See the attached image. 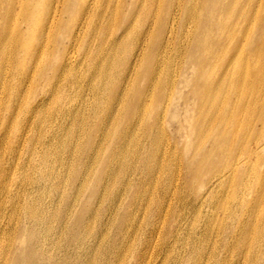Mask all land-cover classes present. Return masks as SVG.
Instances as JSON below:
<instances>
[{"label":"bare ground","instance_id":"bare-ground-1","mask_svg":"<svg viewBox=\"0 0 264 264\" xmlns=\"http://www.w3.org/2000/svg\"><path fill=\"white\" fill-rule=\"evenodd\" d=\"M172 163L212 208L187 235L196 264L218 220L205 264H264V0H0V240L18 243L0 264H67L47 252L63 244L104 255L101 212L136 185L142 204Z\"/></svg>","mask_w":264,"mask_h":264},{"label":"rangeland","instance_id":"rangeland-1","mask_svg":"<svg viewBox=\"0 0 264 264\" xmlns=\"http://www.w3.org/2000/svg\"><path fill=\"white\" fill-rule=\"evenodd\" d=\"M22 71H24V70H22ZM179 145H181V144H179ZM23 152H26V149H24ZM173 165L175 167H173ZM4 166L8 167L7 164H4ZM170 168L172 169V171H174L173 172L174 176H173L172 180H170L171 178L169 177L170 176L169 172L171 170L170 171L168 169L166 171L160 170L159 173L156 172L155 176L153 177V181H151V183L149 182L150 184L145 185V189H146L147 193H146L145 197L143 196L144 201L142 204L140 201L141 200L140 195L141 194L143 195L144 187L139 188L136 185L135 188L130 189V191L127 193V196H125L126 198H124L123 202L125 205V209L122 208V209L114 212L113 214H110L109 212H105V211L101 212V216H100L99 220L97 221V225H95L93 227V229L95 228L94 230L97 233L98 237L102 238V242L99 245V249L102 252H104V255H102L100 257L95 256V258L93 260L91 258H87L85 256V253L83 252L84 250H80L79 248H76L77 247L76 245L67 246L66 244L62 245V248H60V251L54 250V249H52V247L48 246L47 247L48 254L49 253L51 254L53 252L51 254V256L57 261H59L65 257L67 264H96V263L97 264H135V263L136 264H189V263L190 264H196L197 262L194 259L195 251H193V249L191 247V243L188 244L185 242L187 241V235L188 234H191L192 232L198 234V233L203 231V229L205 227V223H204L201 215L208 213L209 211L212 210V208L206 203H204L203 206H201V207H199L200 204H198V203L196 206H194V203L196 201H195V196L191 192V189L194 190L195 187L192 188L190 186V178L185 177L184 168L181 166H178L174 163H172ZM176 172L177 173L180 172L179 173L180 175L177 174ZM163 174H165V176ZM156 175H158V176H156ZM177 177H178V180H177ZM168 179H169V181H167ZM169 183H171V184L169 185ZM114 185L112 186V183H111V186H110L111 190H113L112 191L113 194L116 193V191H117V184L115 183ZM173 185H174V188H173ZM161 186L163 187V189H161ZM167 186H171L172 188L171 187L169 188ZM164 187H167V190ZM189 187H190V189H189ZM83 189L79 193L80 194L79 197L81 195L83 196L81 199V202H82L81 208L86 207V202L88 203V201L89 200L91 201V198H92L91 190L89 189V190L83 191ZM171 192H174V193H171ZM137 194H139L138 197H137ZM134 198L138 199V200L133 201ZM137 201H138L137 204L140 203V205H141L140 207H135L134 205H133V207L130 206V204L132 202H137ZM151 201H153V203ZM159 201L163 206V212H162L161 218H157V216H154L155 209L160 205ZM157 203H159V204H157ZM92 204L95 205L94 208H98L99 206H102V207L107 206V202L101 201L100 195H99V198L95 199L92 202ZM156 204H157V206H156ZM177 208H178V210H177ZM199 208L201 209V214H200ZM77 212H80V210H78ZM126 212H127V214H126ZM151 214H152V216H151ZM144 215H145V217H144ZM9 216H10L9 213H7L5 215L6 218L3 219V222H2L3 225L1 226V229H5V227L9 228L8 226H11V224L8 221ZM173 216H174L175 220H173L174 219ZM218 216H219V218H221L222 214L219 213ZM126 219L129 220V222H132V225H131L130 229H128L127 237L124 239L120 236L119 231H120V225H121L122 221H124ZM141 219H143V220H141ZM108 221H109L108 225H102L103 222L106 223ZM140 221H142V222H140ZM159 222H160V224H159ZM219 223H220V220L216 221V223L214 224L213 232H212V235H211L209 240L208 239L206 241L203 240L201 243H198L200 250L203 251L202 252L203 256L200 260L201 264H205L207 254L209 253L213 244H215L214 242L219 240V237H216V231L218 230V224ZM156 224H158V225H156ZM110 226H111V228H110ZM153 228L155 230V235L153 236L152 241L153 242L155 241V243L153 244L151 241L149 248L144 247L142 249V238L144 237V239H145L146 233H148ZM158 230H159V233L157 232ZM223 237H224V235H223ZM133 239H134V242H133ZM115 241H117L116 246H117V248H119L118 249L119 250L118 256H115V255L108 253V249L115 248V246H114ZM175 241H176V243H175ZM5 242L6 243L4 244V239L0 240V247L3 245L5 247L4 248L5 250L8 249L12 245V242H13V246H16V245L18 246V243H15L14 241H11L8 239H5ZM201 244L203 246H201ZM211 244H212V246H211ZM134 246H136V247L134 248ZM2 247H1V249H2ZM151 248H152V250H150ZM1 249H0V258H2L4 255H6L1 251ZM140 252L144 253V259L143 260L137 259V256ZM129 257H132V258H129ZM127 259H129V262ZM135 259H136V262H135ZM188 261H190V262H188Z\"/></svg>","mask_w":264,"mask_h":264}]
</instances>
